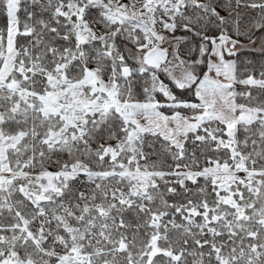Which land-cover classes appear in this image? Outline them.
I'll list each match as a JSON object with an SVG mask.
<instances>
[{
    "label": "snow or ice",
    "instance_id": "6c2138e0",
    "mask_svg": "<svg viewBox=\"0 0 264 264\" xmlns=\"http://www.w3.org/2000/svg\"><path fill=\"white\" fill-rule=\"evenodd\" d=\"M0 264H264V0H0Z\"/></svg>",
    "mask_w": 264,
    "mask_h": 264
}]
</instances>
